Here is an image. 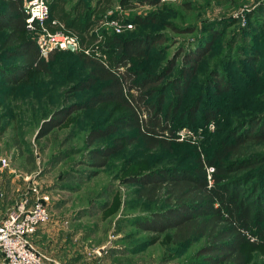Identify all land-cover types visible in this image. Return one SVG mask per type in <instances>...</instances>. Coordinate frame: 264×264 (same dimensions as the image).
<instances>
[{"label":"rangeland","instance_id":"1","mask_svg":"<svg viewBox=\"0 0 264 264\" xmlns=\"http://www.w3.org/2000/svg\"><path fill=\"white\" fill-rule=\"evenodd\" d=\"M75 1L67 0L68 8ZM84 1L91 7L95 2ZM120 1L113 0V9L107 14L117 13L122 21H133L138 16L157 20L141 29L135 27L125 37L147 33L166 36L167 42L152 52L143 68L159 70L182 48L194 47L206 28L214 27L222 31L221 38L215 42L202 71L218 69L234 87L217 96L210 89L198 88L201 74L173 119L177 139L171 149L147 150L140 143L133 144L113 156L105 168L95 169L89 165L88 151L101 148L120 135L101 139L91 148L86 146V136L96 124L117 117L112 107L93 113L75 111L46 138L36 139L39 125L53 111L81 102L94 91H71L84 72L74 59L59 54L49 66L50 71L32 82L14 90L0 83V160L6 161V166L0 163L1 189L13 178L17 185L12 192L14 201L30 183L49 193V222L45 227L49 234L43 242L68 264H196L202 260L196 253L203 241L177 252L170 233L150 245L152 233L134 226L135 218L166 209L167 200L149 202L141 198V185L128 179L152 169L193 166L198 152H211L223 136L222 130L235 120L264 113V0H163L156 6L131 0L135 6L131 10L122 9ZM184 3L192 9L188 10ZM27 35L38 38L34 33ZM252 50H257L262 59L256 67L242 62ZM20 62L12 59L0 64ZM195 103L199 104L195 119L198 125L205 108L221 110L227 118L219 127L221 131L199 126L192 131L193 140L181 141L178 134L190 130L191 118L183 110ZM245 250L247 264H264V250L254 245H246Z\"/></svg>","mask_w":264,"mask_h":264},{"label":"trees","instance_id":"2","mask_svg":"<svg viewBox=\"0 0 264 264\" xmlns=\"http://www.w3.org/2000/svg\"><path fill=\"white\" fill-rule=\"evenodd\" d=\"M162 1L139 0V3L156 6ZM24 3L25 0H0V61H21L10 66L0 64V83L14 90L48 73L57 55L74 59L84 75L71 91H94L81 102L53 111L39 125L36 139L46 138L75 111L93 113L112 107L117 117L90 129L86 146L91 148L101 139L120 136L88 151L92 168H105L113 156L133 144L140 143L147 150L171 149L177 139L173 119L201 74L198 88L210 89L217 96L234 87L218 69L202 71L215 42L221 38L222 31L214 27L206 28L194 47L182 48L159 70L152 71L142 64L149 62L152 52L167 42L166 36L124 34L157 22L155 18L138 16L125 21L132 23L134 29L115 34L101 25L119 20L117 13L107 14L113 9V0H95L93 7L84 0H76L69 8L67 0H49L47 27L75 38L78 51H53L47 60L40 56L35 40L27 35ZM120 6L124 10L135 8L131 0H121ZM183 6L192 9L187 3ZM51 21L57 22V26H51ZM246 55L242 62L248 66L256 67L262 61L257 50ZM198 106L195 103L183 110L190 113L189 129L194 131L199 126L208 129L214 124L219 131L226 114L205 108L198 125L195 120ZM241 117L222 130L223 136L211 152L197 151L193 166L162 167L128 179L141 185V198L149 202L167 200L166 209L134 219L138 230L152 233L150 245L166 233H170L177 252L203 241L196 253L202 260L196 264H247L246 245L264 250V113Z\"/></svg>","mask_w":264,"mask_h":264},{"label":"built area","instance_id":"3","mask_svg":"<svg viewBox=\"0 0 264 264\" xmlns=\"http://www.w3.org/2000/svg\"><path fill=\"white\" fill-rule=\"evenodd\" d=\"M24 12L28 16L25 21L26 30L38 35L35 42L43 59H48L53 51L67 50L68 44L76 45L78 48L75 38L61 31H51L47 27L49 21L47 0H25ZM50 24L57 26V22L54 21ZM102 25L115 34H123L134 29L132 23L121 20L103 22ZM209 129H215L214 124H211ZM178 135L181 141L193 140L195 137L191 130ZM0 163L6 166L5 160H0ZM209 172H213V169H209ZM50 204L49 193L35 183H30L20 195L5 218L0 221V254L3 264H56L30 240L39 227L49 222Z\"/></svg>","mask_w":264,"mask_h":264},{"label":"crops","instance_id":"4","mask_svg":"<svg viewBox=\"0 0 264 264\" xmlns=\"http://www.w3.org/2000/svg\"><path fill=\"white\" fill-rule=\"evenodd\" d=\"M2 170L0 169V181L2 179ZM4 175L7 176L6 173ZM15 180L13 178H9V183L5 187V189H1L0 185V221L5 218V216L8 214L10 209L14 206L16 203V200L14 201V196H12V192L14 193L16 190V184L14 183ZM48 224V223H47ZM47 224L43 225V227H39L37 231L30 237L31 242L41 249V251L51 258L53 261L56 262V264H68V262H63L62 255L60 253H57L56 250H53L48 247V244L44 243L43 240L47 237L49 234V230H45V227ZM50 236V235H49ZM42 248H40V247ZM0 264H3L2 257L0 255Z\"/></svg>","mask_w":264,"mask_h":264},{"label":"water","instance_id":"5","mask_svg":"<svg viewBox=\"0 0 264 264\" xmlns=\"http://www.w3.org/2000/svg\"><path fill=\"white\" fill-rule=\"evenodd\" d=\"M67 50L72 52V53H76L78 51V48H77L76 45L68 44L67 45Z\"/></svg>","mask_w":264,"mask_h":264}]
</instances>
